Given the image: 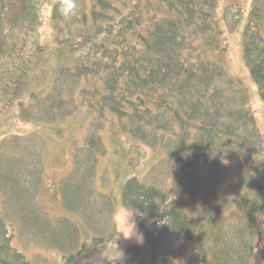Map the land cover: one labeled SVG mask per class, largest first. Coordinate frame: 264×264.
Segmentation results:
<instances>
[{
    "label": "trees",
    "instance_id": "1",
    "mask_svg": "<svg viewBox=\"0 0 264 264\" xmlns=\"http://www.w3.org/2000/svg\"><path fill=\"white\" fill-rule=\"evenodd\" d=\"M49 1L54 53L63 60L57 61L53 85L31 118L59 123L76 109L92 116L85 144L74 152L73 169L59 184L65 205L69 197L77 200L81 182L92 192H84L86 207L76 206L78 200L66 205L69 211L84 221L95 211L96 165L106 153L100 130L109 124L115 133L162 150L161 164L172 166L174 182L183 178L187 207L183 195L171 197L156 182L147 185L132 178L124 185L126 205L139 215L163 220L157 227L161 241L184 237L193 249L188 264L264 261L262 137L246 89L226 69L219 0H77L70 19L58 14L59 0ZM31 2L29 17L34 21L38 1ZM5 41L1 27L0 54ZM243 58L264 103V0H252L243 30ZM13 139L10 160L4 149L8 139L0 143V171L10 164L12 175L6 179L0 174L5 196L12 184L32 185L43 173L37 137ZM238 165L244 168L245 183L225 189L224 173L237 171ZM13 211L24 214L19 207ZM0 225L5 227L0 229V264H31L11 245L1 215ZM110 229H93L90 244L66 249L63 264H80L84 249L104 245L112 236ZM33 231L40 241L43 229ZM136 256L137 264H143ZM157 259L155 255L153 263ZM125 263L136 261L127 257Z\"/></svg>",
    "mask_w": 264,
    "mask_h": 264
},
{
    "label": "rangeland",
    "instance_id": "2",
    "mask_svg": "<svg viewBox=\"0 0 264 264\" xmlns=\"http://www.w3.org/2000/svg\"><path fill=\"white\" fill-rule=\"evenodd\" d=\"M31 1L0 0V29L2 27L6 32L5 46L0 54V143L8 139L4 149L10 160L8 153H12L13 137L33 135L37 137V148L42 150L43 161L42 176L36 178L32 185L31 182H28L29 186L27 183L12 184V190L6 196L3 187H0V215L7 228L5 232L11 238V245L22 252L31 264H63L65 256L69 254L66 249L73 247L74 250L76 246L81 249L85 241L90 244L95 236L93 229L101 231L102 228L101 232L104 233L109 225L112 236L104 245L97 244L92 248L91 244L86 247L80 264H126L127 257L137 264L136 252L140 260H145L143 264H188L189 258L193 257V249L184 237L161 241L157 232L158 225H163L161 217L135 213L131 218L134 222L127 223L125 209L135 210L125 204L123 189L127 180L132 178L147 185L156 182L166 188L171 197L183 195L185 206L189 204L183 178L182 182H174L176 176L171 171L172 166L161 164L164 161L162 150L128 138L122 132L115 133L109 124H104L106 127L100 130V134L106 153L98 158L96 165L98 194L91 206L94 214L85 216L84 221L67 208L78 200L79 205L76 206L88 205L84 192H92V189L84 185L85 182H79L75 202L71 197L67 206L63 202L60 181L73 169L74 152L85 144L92 116L85 110L76 109L59 123L32 120L31 115L36 111L34 106L52 87L56 63L63 59L54 53L51 2L37 0V16L33 21L29 17ZM251 3L252 0H219L218 14L228 47L226 69L247 91L248 106L254 113L262 137L259 157L264 160V103L243 58V30ZM224 7L227 9L225 13ZM7 169L0 171V174L12 179L10 164ZM243 171L244 168L240 166L237 171L226 170L223 179L225 189L245 183L241 180ZM15 207H19L25 217L17 211L15 213ZM3 228L0 225V229ZM34 228L43 229L40 241L34 239ZM49 228L50 234L46 233ZM120 232L137 235V238H143L142 243L135 237L125 238ZM155 255L158 259L153 263ZM255 264H264V261L258 260Z\"/></svg>",
    "mask_w": 264,
    "mask_h": 264
},
{
    "label": "clouds",
    "instance_id": "3",
    "mask_svg": "<svg viewBox=\"0 0 264 264\" xmlns=\"http://www.w3.org/2000/svg\"><path fill=\"white\" fill-rule=\"evenodd\" d=\"M77 6H78L77 0H59V5L57 8V11H58V14L63 16L65 19H70L72 16H74L76 14ZM125 211L127 212V223L130 224V223L134 222V220H132L131 218L137 212H135L133 210H128V209H125ZM120 233H123L125 238L135 237L138 242L142 243L143 238H137V235H125L124 232H120ZM140 237H142V236L140 235Z\"/></svg>",
    "mask_w": 264,
    "mask_h": 264
}]
</instances>
